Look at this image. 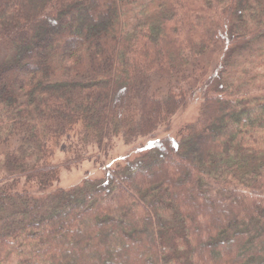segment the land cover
<instances>
[{
	"label": "trees",
	"instance_id": "obj_1",
	"mask_svg": "<svg viewBox=\"0 0 264 264\" xmlns=\"http://www.w3.org/2000/svg\"><path fill=\"white\" fill-rule=\"evenodd\" d=\"M118 136L151 150L55 187ZM0 264H264V0H0Z\"/></svg>",
	"mask_w": 264,
	"mask_h": 264
},
{
	"label": "rangeland",
	"instance_id": "obj_2",
	"mask_svg": "<svg viewBox=\"0 0 264 264\" xmlns=\"http://www.w3.org/2000/svg\"><path fill=\"white\" fill-rule=\"evenodd\" d=\"M202 61L207 69H211L215 63V55L209 53ZM201 99L197 93L188 97L184 105L172 115L167 129L159 128L155 133L157 138L168 137L170 140L176 138L178 132L185 126L193 122L200 110ZM153 140L151 138H138L128 144L124 143L120 136L111 140L108 148L98 150L95 146L86 147L87 154L79 159L69 160L70 154L65 147L59 146L54 153V163L60 165L59 178L55 187L71 189L81 185L85 179H101L108 171L115 170L142 159L151 150ZM105 150V151H103ZM90 157V158H89ZM69 160V161H68ZM69 162V163H66ZM246 247L243 251H246Z\"/></svg>",
	"mask_w": 264,
	"mask_h": 264
}]
</instances>
